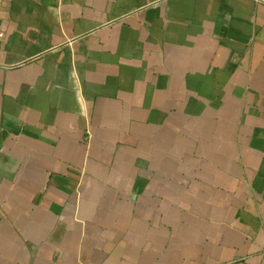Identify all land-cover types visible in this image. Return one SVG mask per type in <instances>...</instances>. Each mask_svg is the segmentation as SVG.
I'll return each mask as SVG.
<instances>
[{"label": "crops", "instance_id": "obj_1", "mask_svg": "<svg viewBox=\"0 0 264 264\" xmlns=\"http://www.w3.org/2000/svg\"><path fill=\"white\" fill-rule=\"evenodd\" d=\"M0 264H264V0H0Z\"/></svg>", "mask_w": 264, "mask_h": 264}]
</instances>
